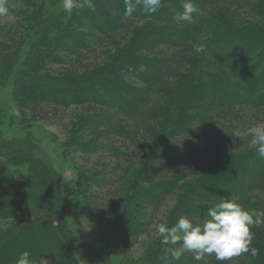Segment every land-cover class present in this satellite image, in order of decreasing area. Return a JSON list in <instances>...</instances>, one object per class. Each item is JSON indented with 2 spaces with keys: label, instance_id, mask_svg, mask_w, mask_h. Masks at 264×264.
I'll use <instances>...</instances> for the list:
<instances>
[{
  "label": "trees",
  "instance_id": "obj_1",
  "mask_svg": "<svg viewBox=\"0 0 264 264\" xmlns=\"http://www.w3.org/2000/svg\"><path fill=\"white\" fill-rule=\"evenodd\" d=\"M8 3L0 86L11 83L23 117L59 124L66 135L64 111L85 106L67 144L103 165L77 176L72 191L91 219L108 225L103 240L147 237L149 264H198L191 253L172 260L155 242V226L180 216L202 223L220 197L264 210V158L250 137H233L264 123V0H192L190 23L175 19L184 0H162L155 13L131 0V16L125 0H93L94 11L71 15L62 0ZM172 195L176 204L160 220ZM2 220L21 223L0 233V264H16L23 251L35 264H80L60 176L30 132L10 139L0 129ZM255 249L227 264H264V250ZM207 264L221 262L213 255Z\"/></svg>",
  "mask_w": 264,
  "mask_h": 264
},
{
  "label": "rangeland",
  "instance_id": "obj_2",
  "mask_svg": "<svg viewBox=\"0 0 264 264\" xmlns=\"http://www.w3.org/2000/svg\"><path fill=\"white\" fill-rule=\"evenodd\" d=\"M8 20L14 21L13 18H8ZM27 68L29 72H34L30 63ZM21 80L22 85L26 87L25 83L28 82V79L22 77ZM12 93L13 88L10 82L0 86V105L5 111L4 119L0 120V129L10 139L21 137L30 132L51 159L60 176L65 215L74 233L73 245L80 264H149L153 249H149L151 243L147 237H139L127 243L117 242L113 238L103 240L102 229L108 225L105 221L99 223V221L91 219L86 210L77 204V199L72 191L77 176L86 177L91 171L97 170L103 165L101 158H88L79 155L75 152V147L67 144V138L74 135L73 125L84 115L85 106L72 107L70 110L64 111V118L71 117L70 131L66 135L63 127L59 124L48 125L23 117L25 112L18 107ZM12 149L17 155L19 154L17 147ZM176 201L177 195H172L168 199L161 210L160 220L171 214ZM20 223L2 220L0 221V233L14 229ZM251 231L253 232L252 247L264 250V226L253 227ZM45 240L55 243L54 237L45 238ZM155 242L158 243L159 239L156 238ZM57 246H61L60 241Z\"/></svg>",
  "mask_w": 264,
  "mask_h": 264
},
{
  "label": "clouds",
  "instance_id": "obj_3",
  "mask_svg": "<svg viewBox=\"0 0 264 264\" xmlns=\"http://www.w3.org/2000/svg\"><path fill=\"white\" fill-rule=\"evenodd\" d=\"M143 4L149 13H155L162 4V0H137ZM126 16H131L135 6L131 0H125ZM62 7L68 15L73 10L88 8L95 10L93 0H62ZM197 8L192 0H184L183 12L175 17L176 21L190 23L193 13ZM10 14L8 0H0V17ZM197 53L204 52L202 46L194 49ZM233 137L243 140L250 137L249 147L254 148L260 158H264V123H257L247 129H235ZM264 226V210L250 212L236 201L220 197V202L208 209L207 218L202 223H194L187 216H180L177 222L169 227L167 222L158 223L155 226V235L165 246L164 251L169 253L172 260H179L184 254H193L195 261L207 264V257L213 256L221 264H227L234 257H239L251 251L256 255L257 251L252 248L253 227ZM171 246V247H168ZM16 264H35L30 259V253H20ZM40 264H50L41 258Z\"/></svg>",
  "mask_w": 264,
  "mask_h": 264
}]
</instances>
